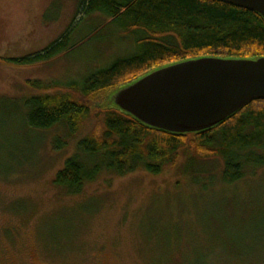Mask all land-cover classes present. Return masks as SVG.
Instances as JSON below:
<instances>
[{
	"label": "rangeland",
	"instance_id": "1",
	"mask_svg": "<svg viewBox=\"0 0 264 264\" xmlns=\"http://www.w3.org/2000/svg\"><path fill=\"white\" fill-rule=\"evenodd\" d=\"M82 1L0 0V57L37 54L70 33L45 62L0 59V264H264V164L228 184L219 158L184 148L159 174L104 171L78 192L56 183L96 119L72 137L62 126L34 129L27 101L71 93L69 82L136 49L133 33Z\"/></svg>",
	"mask_w": 264,
	"mask_h": 264
},
{
	"label": "trees",
	"instance_id": "2",
	"mask_svg": "<svg viewBox=\"0 0 264 264\" xmlns=\"http://www.w3.org/2000/svg\"><path fill=\"white\" fill-rule=\"evenodd\" d=\"M80 5L85 13L99 12L133 33L136 49L82 83L69 82L71 93L27 101L31 107L27 123L34 129L62 126L72 137L88 120L96 119L90 134L79 141V153L67 158L58 172V185L78 192L85 180L104 171L123 176L141 167L159 174L176 165L184 148L202 159L219 158L222 180L228 184L244 176L245 166L264 164L256 151L264 149V100L250 102L215 127L183 134L146 126L117 107L103 106L118 88L168 64L202 56H264L261 15L219 0H83ZM69 38L68 32L37 54L0 59L20 65L45 62L64 51ZM29 83L44 91L57 88ZM67 143L61 138L57 148Z\"/></svg>",
	"mask_w": 264,
	"mask_h": 264
},
{
	"label": "water",
	"instance_id": "3",
	"mask_svg": "<svg viewBox=\"0 0 264 264\" xmlns=\"http://www.w3.org/2000/svg\"><path fill=\"white\" fill-rule=\"evenodd\" d=\"M258 13L264 0H219ZM254 100H264V56H202L165 65L115 90L103 103L146 126L196 133L222 123Z\"/></svg>",
	"mask_w": 264,
	"mask_h": 264
}]
</instances>
